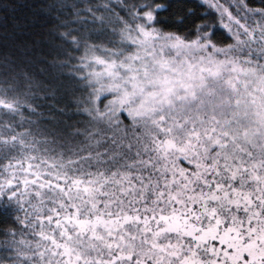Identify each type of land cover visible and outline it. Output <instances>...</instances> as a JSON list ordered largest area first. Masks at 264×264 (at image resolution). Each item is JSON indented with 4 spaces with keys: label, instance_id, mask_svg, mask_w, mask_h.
<instances>
[{
    "label": "snow or ice",
    "instance_id": "1",
    "mask_svg": "<svg viewBox=\"0 0 264 264\" xmlns=\"http://www.w3.org/2000/svg\"><path fill=\"white\" fill-rule=\"evenodd\" d=\"M43 9L50 63L0 36V264H264V0Z\"/></svg>",
    "mask_w": 264,
    "mask_h": 264
},
{
    "label": "trees",
    "instance_id": "2",
    "mask_svg": "<svg viewBox=\"0 0 264 264\" xmlns=\"http://www.w3.org/2000/svg\"><path fill=\"white\" fill-rule=\"evenodd\" d=\"M15 6V11L10 12L9 18L4 19V14L0 12V36H3L5 28L9 33H15V44L21 58H26L22 54L27 52L28 57L34 62L43 60L50 63L55 56L53 41L49 36V17L44 14L43 4L45 0H2ZM225 6L234 4L235 0H218ZM226 19V18H225ZM223 34L227 30L221 26ZM3 41L0 40V44ZM74 56L78 55L73 53ZM39 71L41 65H35ZM64 83L67 84L65 81ZM72 87V85H68ZM2 226V225H0Z\"/></svg>",
    "mask_w": 264,
    "mask_h": 264
}]
</instances>
